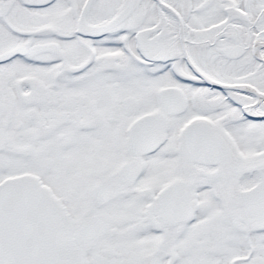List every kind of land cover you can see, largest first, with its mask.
Listing matches in <instances>:
<instances>
[{"label": "snow or ice", "instance_id": "obj_1", "mask_svg": "<svg viewBox=\"0 0 264 264\" xmlns=\"http://www.w3.org/2000/svg\"><path fill=\"white\" fill-rule=\"evenodd\" d=\"M0 264H264V0H0Z\"/></svg>", "mask_w": 264, "mask_h": 264}]
</instances>
